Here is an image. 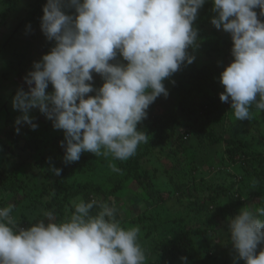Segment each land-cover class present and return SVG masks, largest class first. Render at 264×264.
<instances>
[{"label": "clouds", "instance_id": "clouds-1", "mask_svg": "<svg viewBox=\"0 0 264 264\" xmlns=\"http://www.w3.org/2000/svg\"><path fill=\"white\" fill-rule=\"evenodd\" d=\"M207 0H47L41 30L56 44L34 71L23 79L13 98V108L22 113L15 121L16 134L28 125L35 131L29 113L39 111L64 130L61 141L65 166L77 162L83 152L111 154L126 161L148 136L137 131L155 100L169 95L164 81L187 60L186 49L198 32L193 28L198 10ZM216 29L231 34L234 62L220 76L224 103L231 98L236 120H251L253 106L264 112V0H213ZM74 7L77 15H66ZM27 28L30 30L31 26ZM121 55L127 65L109 63ZM100 74L103 86L97 91L92 73ZM49 84L53 93H46ZM34 85V86H33ZM96 95L85 97L89 93ZM259 94V101H257ZM79 102V103H77ZM103 150V151H102ZM112 171L121 170L110 165ZM55 175L62 169L51 167ZM0 193V199L4 198ZM73 201L72 211L57 219L45 211L29 229H18L12 215L14 205L0 207V264H145L146 253L138 240L139 228L122 227L113 204L95 199ZM99 211L93 215L92 210ZM67 211V210H66ZM259 216L260 218H257ZM264 207H245L229 220L228 231L238 256L246 264H264ZM187 264V257H181Z\"/></svg>", "mask_w": 264, "mask_h": 264}, {"label": "trees", "instance_id": "trees-1", "mask_svg": "<svg viewBox=\"0 0 264 264\" xmlns=\"http://www.w3.org/2000/svg\"><path fill=\"white\" fill-rule=\"evenodd\" d=\"M23 1L0 0V31L2 26L18 19L6 37L8 44L24 24L37 27L36 33L38 28L41 29L43 7L47 0ZM213 7V0H207L193 22V28L198 32L197 38L206 40V44L199 46L208 52L212 65L200 67L194 62L188 64L185 60L177 72L165 79L164 85L169 95L159 96L151 104L152 109L146 110L147 118L137 125V131L144 132L148 142L140 144L136 155L126 161L115 159L111 154L94 159L93 153L83 152L79 161L65 166V152L61 147V141L65 139L64 130L54 129L52 121L38 109L35 115L29 114L35 118L34 123L38 124V128L33 131L25 124L20 127V134H16L15 121L22 113L7 109L3 113L4 110L0 109V145L4 153L0 159V193L5 192L9 196L0 199V207L14 205L12 215L17 220V230H27L39 220H46L42 210L53 211L58 220L64 219L74 211L72 202H79L78 198L85 202L95 199L116 207L115 198L131 189L130 184L133 182L143 191L141 198H147L158 206L156 209L162 211V214L157 212L152 216L141 213L137 221L129 213L124 219L132 225L137 222L144 228L152 224L153 231L161 237L157 242L149 235V231L146 237L138 234L145 253L157 256L155 260L148 258L145 264H182L181 257H187V264H234L238 253H235L233 244L232 247L228 245V240L231 241L229 220L239 214L250 196L259 199V204L264 207V133L259 128V119L239 133L230 123L231 98L228 103L220 100V94L225 91L220 76L224 65L229 66L226 61L233 59V41L230 33L222 28L216 29L211 23L217 16ZM63 10L66 15H77L74 7H65ZM254 11L258 19L264 22L260 9ZM207 46L213 47L215 55ZM2 48H6L5 45ZM23 51L13 52L15 58L10 68H15L17 61H21ZM109 63L126 66L128 62L118 53ZM30 70L34 71V68ZM5 74L2 73V77L6 78ZM97 77L91 84L98 91L105 81L100 74ZM50 86L53 93L54 88ZM88 95L94 97L96 92ZM161 109L165 112L164 117ZM250 131L255 134L252 139L246 140L244 135ZM170 140L176 147L173 150L176 154L188 153L191 148L207 151L204 162L196 166L197 170H202V166L207 165L208 169L204 171L206 174L215 167V173L211 174L235 176L231 171V161L237 162L238 156V185L235 187L234 181L230 186L223 183L206 184L205 197L202 195L205 188L202 189L195 179L185 176L178 177V180L171 178L168 187L157 186V173L144 167L142 161L150 157L154 149L164 148ZM213 147H219L222 153L208 155L209 149ZM25 153L29 159L35 156L36 160L30 172L22 174ZM189 153L195 155L193 151ZM19 158H23L22 163L15 162ZM108 162L121 171H112ZM102 164L108 166L98 170ZM52 166L62 169L61 175H55ZM192 166L194 168L193 163ZM19 193L22 195L19 196ZM98 211V208H94L92 214ZM116 219L121 220L118 210ZM260 251H264V244L258 245L256 254L259 255ZM239 264L246 262L241 259Z\"/></svg>", "mask_w": 264, "mask_h": 264}, {"label": "rangeland", "instance_id": "rangeland-1", "mask_svg": "<svg viewBox=\"0 0 264 264\" xmlns=\"http://www.w3.org/2000/svg\"><path fill=\"white\" fill-rule=\"evenodd\" d=\"M25 1H31V0H25ZM12 19H15V18L13 17ZM17 21L18 19L12 20L8 24H5V26L1 27L2 29L0 31V51H1L0 53V109L4 110L3 113L6 112L5 109L9 111H18V110H14L13 108V98L16 95L17 90L21 87H23L25 91H28V86L25 83L23 78L29 72L32 71L30 69L33 67L34 62H40L42 60V57L46 54H49L51 49L55 47V44H56L55 40L49 41L46 38V36L43 34L41 29L38 28L37 33H36L35 30L37 27L35 28V26L30 25V26H33V28L32 30L31 29L29 30L27 28L29 24H24L22 28L19 30V33L13 38L12 42L8 44L6 42V37L10 35V32L12 29H14ZM22 38H26V39H22ZM196 41L198 42V44L195 42L193 45L190 46V48H188V51H189L188 56L194 57L193 62L199 65L200 67H203L205 65H212V61L210 59L211 57L208 55V52L200 48L199 46L201 44H206L205 38L203 39L197 38ZM3 45H5L6 48L3 49L2 48ZM207 47L211 50L213 48L211 46H207ZM25 49H27V51H25ZM17 50L18 51L24 50L21 53L23 56H21V61L20 60L17 61L15 68L14 67L10 68L11 61L15 58V56L13 55V52H16ZM232 58L233 59H229L226 61V63L229 66L232 62H234V57ZM226 68L227 67L224 65V70ZM4 72H6L5 74L6 78H4V76L2 77V73ZM96 79H98L97 73L93 75V81H96ZM89 83H92V82H89ZM50 90H52L51 86L50 88L48 87V89H46V93H49V94L52 93V91ZM257 101H259L258 98H257ZM148 109L151 110L152 106L150 105ZM36 110H38V108L30 110L29 114L33 115ZM164 113L165 112L161 109V114L163 117L165 116ZM229 117L231 118L230 123L233 125V127L235 126V128L237 129L239 133L243 132V130L246 127L252 126V124L255 123V120L257 121L259 119V124L261 125V127L259 128L264 133V112L258 111L254 106L252 108V119L251 120H243V121L236 120L233 113L229 114ZM1 130L2 128H0V132ZM254 134H255L254 131H250L248 133H245L244 137L246 138V140H250V138L252 139ZM208 148L209 146L206 147V149ZM175 149L176 147L174 143H172V140H170L169 142H167L164 148L154 149L152 152V155L148 158H145L142 161V164L144 167L150 170H153L157 173V177L155 181L157 186H162L163 188L168 187L169 182L171 181V178L178 180L177 178L180 176L181 177L185 176L186 178H189L192 180L195 179V182H197L201 186L202 189L205 188L206 184L210 185L213 183H216V184L223 183L225 184V186H230V183L234 181L235 187L238 185V180L240 179L238 178L239 173H240L239 171L240 162H239L238 156L236 157L237 162L231 161L233 165L232 166L233 168H231V171L235 174V176L227 175V177H223L219 174H211V173H215L213 170L215 167L211 168V172L209 174H206L204 172L206 169H208L207 165H203L201 168L202 170H197L196 166L201 165L200 162H204L207 151L203 152L199 150L198 148L191 150L192 149L191 148L188 151V153L183 152V153L176 154L173 152V150ZM191 151H193L195 155L190 154L189 152ZM221 151L222 149L220 150L219 147H213L209 149L208 155H211V154L213 156L219 155L222 153ZM20 153H23V152L20 151ZM3 154H4L3 148L0 145V156H1L0 159L1 160H2ZM27 156H28L27 153H25L24 161H23V158L21 159L19 158L15 160V162H18V163H22L23 161V165L21 167L22 174L23 172L24 173L30 172V169L32 168L31 166L35 165L34 163H35L36 157L32 156L29 159ZM102 156L103 155H100V156L95 155L94 159L96 158L101 159ZM225 157L227 158V155H225ZM192 163L194 165V168H192L193 167ZM108 165H110L109 162H108ZM108 165L102 164V166L99 167L98 170L103 169L107 167ZM192 180L191 182H193ZM130 185H131V189L123 191L122 194L118 195L115 198L116 208L121 216V220L119 221V223L120 224H122V222L125 223V225H123L122 227L124 226H128L129 228L138 227L140 230L139 233L141 234L142 237H146V234L149 231L150 232L149 235L151 237L155 238L157 242L160 241L161 237L160 235L157 234V232L153 231L152 224L148 225L147 228H144L143 225L137 222H135V224L132 225L131 223H127L124 220L126 218V214H129V213L132 219H134L135 221H137L141 213H145V215L147 216H152L157 212L162 214V211L160 209H156L158 208V206H156L153 202L148 201L147 198L145 199L141 198V194L143 193V191L137 186L136 183L131 182ZM0 189H2V186H0ZM197 189L199 190V187H197ZM202 193L204 197L207 196L206 188L202 191ZM3 194H5V192ZM21 195L22 193H19V196ZM4 197L8 198L9 196L5 194ZM10 202L13 203L12 201ZM245 203H246L245 207L251 208L253 211H255L256 208L263 207L261 204H259V199L255 198L254 196H250L249 199L245 201ZM45 211L46 210H42L43 213ZM257 218H260V217L257 216ZM222 224H225L224 221H222ZM262 231H264V229H262ZM228 242H229L228 245L232 247L231 246L232 242L229 240ZM235 253L237 252L235 251ZM146 256H147V259L151 258L152 260H155L157 257L156 255L151 256V253H146Z\"/></svg>", "mask_w": 264, "mask_h": 264}]
</instances>
